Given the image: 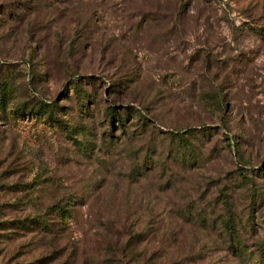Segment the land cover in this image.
<instances>
[{"label":"rangeland","instance_id":"1","mask_svg":"<svg viewBox=\"0 0 264 264\" xmlns=\"http://www.w3.org/2000/svg\"><path fill=\"white\" fill-rule=\"evenodd\" d=\"M0 8V264H264V0Z\"/></svg>","mask_w":264,"mask_h":264},{"label":"trees","instance_id":"2","mask_svg":"<svg viewBox=\"0 0 264 264\" xmlns=\"http://www.w3.org/2000/svg\"><path fill=\"white\" fill-rule=\"evenodd\" d=\"M11 7V6H10ZM6 6H4L3 9H5ZM3 9L0 8V11ZM11 91L12 88L9 85V82L5 80H0V101L1 104L4 102L5 94H7L9 97L11 96ZM33 110L36 111V113L45 115L51 117V112L52 109L50 108L49 104L43 103V102H35V106L33 107ZM18 110H21L19 107H17ZM26 109V108H23ZM114 107H112V110H109V113L111 116L114 115V118H116L117 122L119 123L120 126H122V129L126 126L124 119L120 117V115L117 117V114L114 113ZM139 116L143 119V115L139 114ZM138 117L137 119H139ZM179 134V132H176ZM71 204H65V203H60V202H55L50 204L46 210H44L43 214L39 215H26L24 217H19L16 219H11V220H0V229H10V228H19L23 230H28L30 231H36V230H44L51 232V223L49 221H53L50 217L51 214L55 215L56 217L58 216L60 221L63 222V217L68 215L70 216L71 212ZM108 226H113V224H109ZM116 237L119 236V234L115 233Z\"/></svg>","mask_w":264,"mask_h":264}]
</instances>
